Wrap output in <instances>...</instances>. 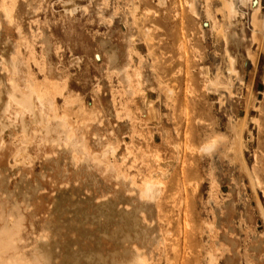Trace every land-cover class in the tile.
Returning a JSON list of instances; mask_svg holds the SVG:
<instances>
[{"label":"rangeland","instance_id":"rangeland-1","mask_svg":"<svg viewBox=\"0 0 264 264\" xmlns=\"http://www.w3.org/2000/svg\"><path fill=\"white\" fill-rule=\"evenodd\" d=\"M6 1H0L6 21L16 19L6 28L12 48L0 42V53L7 48L1 66H9L13 80L0 72V239L16 244L12 253L0 240L5 259L15 253L12 263L42 264L34 255L42 252L45 264L47 255V264H264V0L255 41L250 9L239 4L234 29L243 38L229 48L242 80L232 75L223 91L205 87L200 73L213 76L219 67L227 76L223 44L209 29L203 0H195V15L186 0H39L33 12L28 0H14L13 8ZM63 2L75 9L67 12ZM209 4L221 21L218 0ZM165 84L173 89L168 98ZM215 134L226 139L223 154L198 151ZM146 176L161 189L143 202L138 194ZM249 176L259 185L251 188ZM128 204L133 217L126 230ZM184 211L189 228L182 225ZM142 213L150 235L144 229L138 245L133 234L145 228ZM130 235L135 240L125 248ZM38 241H46L45 250ZM208 250L216 261L208 262ZM130 254L137 258L129 261Z\"/></svg>","mask_w":264,"mask_h":264},{"label":"bare ground","instance_id":"bare-ground-1","mask_svg":"<svg viewBox=\"0 0 264 264\" xmlns=\"http://www.w3.org/2000/svg\"><path fill=\"white\" fill-rule=\"evenodd\" d=\"M1 1V0H0ZM11 2H8V1H6V3L8 4H11V6H9L8 5V7H10V8H13L14 6L13 5H15L16 6V2L14 1V0H10ZM29 1V3H28V6L30 5V6H32V12L35 10V8L37 7V3H38V1L39 0H28ZM68 1V0H67ZM71 0H69V2H70ZM5 2V1H4ZM160 5L161 4H163V2H164V0H158L157 1ZM72 3V2H71ZM71 3H69L71 6H74V1H73V3L71 4ZM186 4H188V9L195 15L196 14V12H197V10H196V7H195V5L197 4L196 2H195V0H186V2H185ZM196 3V4H195ZM199 3V2H198ZM203 3H204V8H203V12H204V15H205V17H206V19H208L209 20V29L211 30V32H213L215 35H214V37L216 36L218 39H221V41H222V44H223V48H224V54L226 55V62H227V67H226V69H227V76H224L223 77V75L221 76V74H220V69H219V67L215 70V73L213 74V76H208L207 75V72H206V69H202L201 71H200V69H199V71H200V73H202L203 74V77H204V82H205V87H207V88H215V87H219V89L220 90H222V89H228L229 87H231L232 86V83H233V81H232V75L233 76H235V77H238L239 75H238V70H237V68H236V66H235V63H236V60H235V57H234V55L233 54H231L230 53V48H229V45L231 44L232 46H233V48L235 49L236 48V46H237V44H238V40L239 39H241V38H243V37H241L240 38V36L236 33V30L234 29V26H235V24H236V20H237V15H238V13L240 12V11H242L241 9H240V7H239V4H241V5H243L244 7H247V8H249L250 9V13H249V15H250V18H249V21L251 20V25H252V28H251V31H250V35H251V37H250V39L252 38L253 40H254V37H255V39L257 40V38H256V36L254 35L255 33H256V31H257V29L262 25L261 23H262V20L263 19H261L258 15V10H260L259 9V0H256V3L254 4V2H253V0H218V6L215 8L216 10V12H219L220 13V15H221V21H219L215 16H217V15H214V13H213V11L211 10V8H210V0H203ZM68 3H65L64 4V2H63V5H67ZM68 4V5H69ZM67 6L66 8H65V10L68 12H72L73 10L72 9H75L74 7H72V8H70L71 6ZM203 5V4H202ZM5 6V5H4ZM4 6H1L0 5V35L1 34H3L4 36H3V38L0 40V42L4 45V46H6V44H9V46L11 47L14 43H13V40H10V38H9V36H8V34H6L7 33V27H10V26H12V24L14 25V20L16 19H14V17H13V15H15L14 13H15V11H13L12 10V12H14L13 14L11 13V10L9 9V13H7V16L9 17V15L11 16V14H12V18L14 19V20H12V19H10L9 21H6L7 20V17L5 16L6 14H5V11H4V13H3V9L4 8H2V7H4ZM65 6H63V7H65ZM198 6V5H197ZM37 9V8H36ZM187 9V10H188ZM27 11V10H26ZM65 11V12H66ZM8 12V11H7ZM66 12V13H67ZM215 12V13H216ZM31 13V12H30ZM199 13V12H198ZM241 13V12H240ZM239 13V15H241ZM9 14V15H8ZM68 14V13H67ZM71 14V13H70ZM249 17V16H248ZM260 18V19H259ZM239 20V19H238ZM237 20V21H238ZM18 22V21H17ZM239 22V21H238ZM264 23V22H263ZM16 24V23H15ZM18 25V24H17ZM16 25V26H17ZM21 25V24H20ZM15 26V27H16ZM236 26H237V24H236ZM264 26V25H263ZM14 27V26H13ZM14 27V29H15V31H19L17 28H15ZM238 27V26H237ZM243 27V26H242ZM251 27V26H250ZM257 29H256V28ZM20 28V27H19ZM139 28H140V26H139ZM239 28H241V26L239 27ZM261 28V27H260ZM264 28V27H263ZM204 31V30H203ZM262 31H264V30H262ZM242 32H243V29H242ZM245 32V31H244ZM251 32H252V34H251ZM21 33H23L22 31H21ZM23 34H25V33H23ZM212 34V33H211ZM19 35V34H18ZM243 36V35H242ZM26 37H27V35H26ZM25 38V37H24ZM18 39V38H17ZM251 39V40H252ZM16 40V39H15ZM18 41H19V39H18ZM255 41V40H254ZM172 42V41H171ZM19 43V42H18ZM189 43V42H188ZM16 44V43H15ZM242 45V44H241ZM240 45V46H241ZM2 46V45H1ZM173 46H174V44H173ZM192 47H193V45H192ZM244 47H245V53H246V56L251 52H249V48H247V46L246 45H244ZM12 48V47H11ZM10 48V49H11ZM47 48V47H46ZM189 48H190V46H189ZM1 49H3V52H1L0 53V66L2 65V63H5V58H7V57H5V58H3L4 57V54H3V57H1L2 55V53H5L4 52V50H6L7 48H1ZM192 49V48H191ZM197 49V48H196ZM239 49V48H238ZM15 50V49H14ZM25 50V49H24ZM11 51V50H10ZM191 51V50H190ZM195 50H193V52H194ZM198 51V50H197ZM237 51V50H236ZM8 52V51H7ZM249 52V53H248ZM239 53V52H238ZM8 55H9V52L7 53ZM16 54V53H15ZM197 54V53H196ZM199 54V53H198ZM236 54H237V52H236ZM235 54V55H236ZM6 55V54H5ZM16 55H18V54H16ZM250 55H252V54H250ZM47 56V55H46ZM195 56V55H194ZM199 56H200V54H199ZM223 56V55H222ZM3 60H2V59ZM181 58V57H180ZM250 58H252V57H250ZM5 59V60H4ZM19 59V58H18ZM22 59V58H21ZM194 59V58H193ZM195 59H196V56H195ZM198 59V58H197ZM24 60V59H23ZM22 60V61H23ZM201 60V59H200ZM251 61L253 60V59H250ZM46 62V61H45ZM21 63V62H20ZM187 63V62H186ZM199 63V62H198ZM48 64V63H47ZM220 64V63H219ZM23 65V64H22ZM2 66H4V65H2ZM1 66V67H2ZM199 66H201V65H199ZM202 67V66H201ZM189 68V67H188ZM2 69H3V73H2ZM208 69V68H207ZM22 70V69H21ZM192 70V69H191ZM0 72H1V76H3L2 78H4L5 77V79L7 80H11V71H10V69H9V66H7V65H5V67H2L1 69H0ZM209 72V71H208ZM190 73V72H189ZM201 75V74H200ZM159 78H160V76H158ZM240 78H238L239 80H242V78H241V76H239ZM1 78V79H2ZM21 78V77H20ZM23 78V77H22ZM124 78H125V80H127V83L128 82H130V79H129V76L128 75H125L124 76ZM192 78V77H191ZM28 79V78H27ZM193 79V78H192ZM13 81V80H12ZM12 81H10V82H12ZM22 81V80H21ZM29 81V80H28ZM158 81H160V79L158 80ZM3 82V79H2V81L0 82V85H1V83ZM8 83V81H5L4 83ZM165 81L163 80V83H164ZM244 82V81H243ZM6 83V84H7ZM159 83V85L161 86V81L160 82H158ZM166 83V82H165ZM189 83V82H188ZM6 84H4V85H6ZM25 84V83H24ZM167 84H168V82H167ZM167 84H165V85H167ZM190 84H191V82H190ZM3 85V84H2ZM13 85V84H12ZM158 85V86H159ZM202 85V84H201ZM193 86V85H192ZM191 86V87H192ZM247 86V85H246ZM1 88H2V86H0ZM5 87V86H4ZM11 87V86H10ZM190 87V88H191ZM0 88V89H1ZM9 87H8V85H7V88L6 89H8ZM12 88H13V86H12ZM11 88V89H12ZM163 88V87H162ZM211 88V89H212ZM248 88V87H247ZM4 89V88H3ZM10 88H9V90H8V92L11 90ZM14 89V88H13ZM218 89V88H217ZM5 90V89H4ZM214 90H216V89H214ZM220 90H218V92H220ZM246 90H248V92H249V89H246ZM12 91V90H11ZM11 91H10V93H11ZM54 91V90H53ZM223 91V90H222ZM164 92V91H163ZM165 94L167 95V93H172L173 92V89L171 88V87H168V85H167V87H165ZM188 92V91H187ZM216 92H217V90H216ZM5 93V92H4ZM27 93V92H26ZM64 93V92H63ZM231 93V92H230ZM229 93V94H230ZM39 93L37 92V95H38ZM45 94V93H44ZM219 94H221V92L219 93ZM9 95V94H8ZM15 95V94H14ZM25 95H27V94H25ZM63 95V94H62ZM176 95V94H175ZM10 96V95H9ZM9 96H4V98L5 97H9ZM31 96V95H30ZM162 96V95H161ZM168 96L169 95H167V98H168ZM34 97V96H33ZM52 97H53V95H52ZM0 98H3V97H0ZM13 98V97H12ZM4 100H7V101H9V103H10V99H3V100H1V101H3V103L5 102ZM46 100H48V99H46ZM31 102H32V100H30ZM50 101H51V99H50ZM54 101H56V100H54ZM2 103V102H1ZM52 103V102H51ZM6 104H7V102H6ZM6 104H3V105H5V106H7ZM12 104V103H11ZM9 105V104H8ZM11 106V105H10ZM9 106V107H10ZM16 106H18V105H16ZM33 106V105H32ZM13 107V106H12ZM48 108H50V107H48ZM51 109V108H50ZM0 110H2V106H1V109ZM10 111V110H9ZM2 112V111H1ZM20 112V111H19ZM51 114V113H50ZM3 115V114H2ZM54 115V114H53ZM56 115H57V113H56ZM36 116V115H35ZM20 117V116H19ZM62 117V116H61ZM12 118V117H11ZM65 119V118H64ZM196 120V119H195ZM15 121V120H14ZM27 121V120H26ZM61 121V120H60ZM65 121V120H64ZM29 122V121H28ZM36 122V121H35ZM242 122V121H241ZM240 122V123H241ZM6 123V122H5ZM68 123H69V121H68ZM4 125V124H3ZM8 125V124H7ZM68 125V124H67ZM242 125H243V123H242ZM5 126V125H4ZM18 126V125H17ZM31 126V125H30ZM241 126V125H240ZM0 127H2V126H0ZM9 127V126H8ZM7 128V127H6ZM26 128V127H25ZM71 128H72V126H71ZM22 129V128H21ZM66 129V128H65ZM237 129V128H236ZM12 130V129H11ZM18 130V129H17ZM38 130V129H37ZM240 130V129H239ZM13 131V130H12ZM66 131V130H65ZM242 131V130H241ZM240 131V132H241ZM57 132V131H56ZM15 133V132H14ZM35 133V132H34ZM76 133V132H75ZM1 134V133H0ZM36 134V133H35ZM78 134V133H77ZM177 134V133H176ZM187 134V133H186ZM53 135V134H52ZM45 136V135H44ZM220 136H222V135H219V134H215V135H213V136H211V137H209V138H207L204 142H202L199 146H198V151H202V152H205V154L207 153H210V154H214V153H222L223 154V152H222V148H223V144L222 143H226V141H224V140H226V139H224L225 137L224 136H222V137H220ZM241 136V135H240ZM33 137V136H32ZM19 138V137H18ZM60 138V137H59ZM62 138V137H61ZM221 138H223L224 140H221ZM34 139V138H33ZM38 139V138H37ZM35 140H36V136H35ZM68 140V139H67ZM75 140H77V139H75ZM31 139H30V143H31ZM47 141V140H46ZM224 141V142H223ZM1 142V141H0ZM49 142V141H48ZM86 142V141H85ZM234 142V141H233ZM241 142V141H240ZM18 143H19V141H18ZM184 143V142H183ZM238 143H239V141H238ZM57 144V143H56ZM65 144V143H64ZM231 144H233V143H231ZM230 144V145H231ZM14 145H17V144H14ZM44 145V144H43ZM55 145V144H54ZM230 145H229V147H230ZM234 145V144H233ZM241 145V144H240ZM34 146V145H33ZM187 146V145H186ZM189 146H190V144H189ZM225 146H227V143L225 144ZM50 147V146H49ZM57 147V146H56ZM61 147H62V145H61ZM85 147V146H84ZM233 147V146H232ZM231 147V148H232ZM32 148V147H31ZM91 148V147H90ZM233 148H238V146L237 147H233ZM232 148V151L234 150ZM1 149V148H0ZM55 149V148H54ZM81 149V148H80ZM225 150V149H224ZM223 150V151H224ZM94 151V150H93ZM229 151V150H228ZM231 151V150H230ZM235 151H236V149H235ZM238 151H242V150H240V149H238ZM95 152V151H94ZM98 153V152H97ZM179 153V152H178ZM225 153V152H224ZM240 153V152H239ZM238 153V154H239ZM69 154V153H68ZM107 154V153H106ZM180 154V153H179ZM226 154V153H225ZM224 154V155H225ZM232 154V153H231ZM236 154H237V152H236ZM235 154V156H237ZM209 155V154H208ZM98 156V155H97ZM235 156H234V159H236V158H238V157H236L235 158ZM79 157V156H78ZM178 157V156H177ZM229 157V156H228ZM93 159V158H92ZM179 158H177V160H178ZM233 161H234V159H233V156H232V158H231ZM239 159V158H238ZM237 160V159H236ZM235 160V161H236ZM244 160V159H243ZM161 161V160H160ZM105 162H108V161H105ZM163 162V161H162ZM161 162V164L160 163H158V165H159V168L160 167H164V163H162ZM102 163V162H101ZM173 163H175V162H173ZM56 164V163H55ZM58 164V163H57ZM57 166V165H56ZM94 166V165H93ZM98 166V165H97ZM103 167V166H102ZM242 167H243V165H242ZM99 168V167H98ZM114 168V167H113ZM165 168V167H164ZM57 169H58V167H57ZM103 169V168H102ZM106 169V168H105ZM105 169H103V171L105 170ZM158 169V168H157ZM184 169V167L181 169V171H180V176L182 177V179L183 180H185L184 179V176H185V173H184V171L185 170H183ZM242 170H243V168H241ZM244 169L246 170V167H244ZM62 170V169H61ZM64 171H65V169H63ZM108 170H109V172H110V168H108ZM63 171V172H64ZM114 170H112V172H113ZM156 171H158V170H156ZM247 171V170H246ZM115 172V171H114ZM164 172V171H163ZM162 172V173H163ZM167 172V171H166ZM170 172V171H169ZM169 172H167L168 174L167 175H169ZM176 172V171H175ZM254 172V171H253ZM1 173V172H0ZM65 173V172H64ZM162 173H161V175H162ZM249 173V172H248ZM155 174H156V172H155ZM158 174H159V171H158ZM175 174V173H174ZM252 174V173H251ZM250 174V175H251ZM114 175V174H113ZM150 175V174H149ZM164 177H166L167 175H166V173H164ZM254 175L255 176H257V174L254 172ZM163 176V175H162ZM246 177L248 176V175H245ZM122 177V176H121ZM147 177V176H146ZM158 179H159V176H156ZM163 178V177H162ZM161 178V179H162ZM63 179V178H62ZM248 183H250L251 185H250V187L251 188H254L253 186H255V184H257L258 182H259V180H258V177L256 178V177H248ZM81 180V179H80ZM83 180V179H82ZM78 181V180H77ZM89 181V180H88ZM187 181V180H186ZM212 181V180H211ZM160 182H162L161 180H160ZM212 182H214L215 183V181H212ZM156 183V184H155ZM159 184V180H156V181H152V176H148L147 178H145V182H144V187L142 188V192H141V194H138V196L139 195H142L141 197L143 198L142 200H143V202H145V201H149L150 200V198L152 197V195L156 192V189H157V191L158 190H160L161 188H159V186H161V185H159L158 187H157V185ZM196 184V183H195ZM133 185V184H132ZM258 185H259V183H258ZM171 186V185H170ZM250 188V189H251ZM138 189V188H137ZM194 189V188H193ZM57 190V189H56ZM87 190V189H86ZM140 191H141V188H140ZM255 191V189L253 190V192ZM164 193H166V191L164 192ZM122 195V194H121ZM171 195V194H170ZM164 196V195H163ZM121 197V196H120ZM140 197V196H139ZM119 199V198H118ZM133 199V198H132ZM139 199V198H138ZM154 199V198H153ZM115 200H117L116 198H115ZM142 200H140V202H142ZM181 201V208H182V206H184V199H183V201L182 200H180ZM133 202V201H132ZM178 202H179V200H178ZM177 202V203H178ZM136 203V202H135ZM146 204H148V203H146ZM68 205V204H67ZM130 204H128V205H126L127 206V210H128V215H127V213H126V215L124 216L125 218H126V216H127V218H129L128 220H129V223H127L128 222V220L126 221L125 219H124V217L123 216H121L120 217V220H123L124 222H126V226L125 225H123V226H121L117 221H116V223L117 224H119V226H121V228L123 227V229H125L126 227H127V225L129 224L130 225V221H132L131 219H132V217H133V215H130L129 216V214H131V211H129V209H128V206H129ZM135 206L136 205H139V204H134ZM134 205H133V203H132V205H130V206H133L134 207ZM141 205V204H140ZM143 205V204H142ZM180 205V204H179ZM178 205V207H180ZM121 206V205H120ZM119 206V207H120ZM187 206V203H185V206L184 207H186ZM122 207H124V206H121L120 207V209L122 208ZM132 207V208H133ZM141 206H139L138 207V209L140 208ZM132 208H130V210H132ZM108 209V208H107ZM119 209V210H120ZM125 209V210H126ZM134 209V208H133ZM111 210V209H110ZM122 210V209H121ZM120 210V211H121ZM140 210V209H139ZM117 211H118V209H117ZM119 211V212H120ZM133 211V210H132ZM182 211V210H181ZM115 212V211H114ZM113 212V213H114ZM119 212L117 213V215H120V214H122V212L119 214ZM126 212V211H125ZM180 212V211H179ZM186 211H184V212H182L181 213V218H183V227H185L184 225H187V220H186V213H185ZM106 213V212H105ZM133 213H134V211H133ZM136 213V212H135ZM139 213H140V211H139ZM106 214H108V213H106ZM110 214H111V212H110ZM146 213H142V215L143 216H140V218L142 217L143 219H145V217H144V215H145ZM98 215V214H97ZM112 215V214H111ZM116 215V214H115ZM147 215V214H146ZM179 215V214H178ZM104 216H107V215H104ZM114 216V215H113ZM112 216V217H113ZM188 216H189V214H188ZM100 217V216H99ZM122 217H123V219H122ZM138 217V214L136 215V218ZM147 217V216H146ZM15 218V217H14ZM107 218V217H106ZM116 219L118 218V216L117 217H115ZM114 218V219H115ZM142 218L140 219V222H141V220H142ZM179 218V217H178ZM147 219V218H146ZM180 219V218H179ZM110 220V219H109ZM135 220H139L138 218L137 219H135ZM169 220V219H168ZM189 220H191V218L189 219ZM115 221V220H114ZM122 222V221H121ZM124 222H122V223H124ZM136 222V221H135ZM143 222V223H142ZM141 223L142 224H145L144 225V227L145 228H142L141 226V228H139V229H141V231H138V233H139V235L138 234H133V236L135 235V239H137L136 240V242L140 239L139 237H143L142 235L140 236V234H141V232L144 230V232L146 233V228L148 227V225L145 223V221H142ZM115 223V222H114ZM191 223V222H190ZM133 225H134V223H132ZM139 224V223H138ZM181 224V223H180ZM128 225V226H129ZM150 226H151V224H149ZM176 225H177V223H176ZM189 225V224H188ZM188 225H187V227H188ZM143 226V225H142ZM147 226V227H146ZM181 226V225H180ZM134 227L135 226H133V231L131 230V232L132 233H134V232H136V231H134ZM189 227H190V225H189ZM188 227V228H189ZM3 228V227H2ZM128 228V227H127ZM126 228V230H128ZM136 228H137V224H136ZM150 228L151 227H149V229H147V230H150ZM181 228V227H180ZM138 229V230H139ZM194 229V228H193ZM12 230H13V228H12ZM114 230V229H113ZM112 230V231H113ZM187 231H188V229H186ZM169 231V230H168ZM180 231H181V229H180ZM194 231V230H193ZM0 232L2 233V230L0 229ZM115 233H116V231H114ZM179 232V231H178ZM182 232V231H181ZM0 233V236L2 237V235H3V233L1 234ZM11 233V232H10ZM14 233V232H13ZM115 233H112V235H114L113 236V238H115V237H117V236H115L116 234ZM119 233H120V230L118 229V235H119ZM189 233V232H188ZM142 234H144V233H142ZM146 234H148V233H146ZM146 234H145V236L144 237H146ZM162 234V233H161ZM110 235H111V233H110ZM121 235H122V233H121ZM125 235L126 236H128L129 235V233L126 231L125 232ZM148 235H150V233L148 234ZM178 235V234H177ZM158 236V235H157ZM163 236V235H162ZM186 236V232H184V237ZM6 237V236H5ZM5 237H4V239H5ZM111 237V236H110ZM121 236H119V238H120ZM152 237V236H151ZM13 238V237H12ZM123 237H121V239H122ZM126 238V237H125ZM129 238L130 239H127V240H125L124 239V242H125V248H126V245L128 244V247L130 246L129 244H131L132 245V242L131 241H133V240H135V239H133V237H132V235H130L129 236ZM148 238H150L149 236H148ZM2 240V239H0V240H2V242L3 243H6V241L8 242V243H6L5 245H7V244H10L9 245V249H10V251H12V253H13V251H14V246L13 245H15L16 244V242L13 244L12 242H13V239H11L12 241H8L7 239H5V240ZM121 239H120V242L121 243H123L122 241H121ZM133 239V240H132ZM142 239V241L141 242H143V238H141ZM152 239V238H151ZM115 240H117V238H115ZM128 240H130V241H128ZM146 240V239H145ZM186 240V239H185ZM5 241V242H4ZM47 241V240H46ZM46 241L43 243V242H41V241H38L39 243L41 242V245L39 244V247L41 246V248L42 247H44V250L46 249V247L45 246H43V244L44 245H46ZM126 241H128V243L126 242ZM1 242V241H0ZM144 242H146V241H144ZM3 243H1L3 246H4V244ZM36 243V244H37ZM134 243V242H133ZM138 243V245H140V242H137ZM215 243V246H216V248L214 249V250H216L217 248H218V245H217V243L216 242H214ZM1 244H0V246H1ZM12 244V245H11ZM48 245V244H47ZM8 246V245H7ZM38 246V245H37ZM36 245H35V252L36 253H38L37 251H36V247H37ZM49 246V245H48ZM135 246V245H134ZM134 246H132V247H134ZM187 246H188V243H187ZM2 247V246H1ZM0 247V250L2 251L1 253H0V255H1V257H3V258H1L0 257V260H2V262H0L1 264L3 263V264H5L4 262H9L10 264L12 263V262H14V260H15V262H16V257L14 256V254L12 255V253H11V258L9 257L8 259H10V260H8L7 258L5 259V257H4V255L2 254V253H5V249H3V248H5L6 246H4V247H2L1 248ZM38 247V248H39ZM131 247V248H132ZM137 246H135V248H136ZM125 248H122V249H125ZM131 248H130V250H131ZM135 248H133V250L135 249ZM6 249H7V247H6ZM12 249V250H11ZM43 249V248H42ZM89 249V248H88ZM128 249V248H127ZM139 249V247H137L136 248V250H138ZM3 250H4V252H3ZM8 250V249H7ZM6 250V251H7ZM120 250V249H119ZM133 250H131V253H132V251ZM189 250V252H190V250L191 249H188ZM38 251H39V249H38ZM40 251H42V250H40ZM117 251V250H116ZM114 252L113 253V255L112 256H114V254L115 253H117V252ZM125 250H123V252H122V250H120V254H121V252H122V254L123 253H125L124 252ZM128 251H129V249H128ZM135 251V250H134ZM186 251V250H185ZM34 252V253H35ZM48 254H49V250L47 249V251H46ZM92 252V251H91ZM90 252V253H91ZM110 252H112V251H110ZM130 252V251H129ZM140 252H141V250H140ZM193 252V251H192ZM42 252H40L39 254H34L36 257L35 258H37L38 260H41V263L42 264H45L44 263V259H45V257L44 256H42V254H41ZM44 253V252H43ZM81 253V252H80ZM80 253H78V254H80ZM119 253H117V255H115V256H117V258H118V255H119ZM187 253V252H186ZM45 255H46V253H44ZM66 254V253H65ZM82 254V253H81ZM126 254V253H125ZM125 254H123V255H125ZM128 254V253H127ZM188 254V253H187ZM205 254H206V258L208 259V262H210V261H212V260H214V261H216V259H215V253L214 252H212V250H208V251H206L205 252ZM38 255V256H37ZM41 255V256H40ZM73 255V254H72ZM86 255V254H85ZM90 255V254H89ZM99 255V254H98ZM97 255V256H98ZM110 255V254H109ZM134 255V254H133ZM141 255V254H140ZM77 256H79V255H77ZM114 256V257H115ZM189 257H190V255H188ZM12 257L14 258V259H12ZM67 258H68V256H66ZM85 257V256H84ZM88 257V256H87ZM93 258H94V255L92 256ZM108 257V256H107ZM124 257H127V256H124ZM129 257H131V258H133L134 259V257H136V255L135 256H132L131 254H130V256L128 255V259H129V261H130V259L131 258H129ZM138 257H139V255H138ZM46 258H48L49 259V256L47 255V257ZM66 258V259H67ZM79 258V257H78ZM89 258H91V257H88L87 259L89 260ZM137 258V257H136ZM140 258V257H139ZM12 259V260H11ZM48 259H46L47 260V262L49 261ZM77 259V258H76ZM95 259V258H94ZM107 259H110V257L109 258H107ZM115 259V258H114ZM127 259V260H128ZM45 260V261H46ZM75 260V259H74ZM73 260V261H74ZM82 260V259H81ZM97 260V259H96ZM100 260H101V258H100ZM132 260V259H131ZM136 260V259H135ZM4 261V262H3ZM12 261V262H11ZM72 261V262H73ZM78 261H79V259H78ZM84 261H87V260H84ZM107 260L105 259V262H106ZM111 261H113V262H111V263H113V264H117V261H116V259L115 260H111ZM116 261V262H115ZM128 261V263H130ZM47 262H46V264H47ZM77 262V261H76ZM88 262V261H87ZM100 262V261H99ZM98 262V260H97V262L95 261L94 263L95 264H100ZM104 262V263H105ZM108 263H110V261H107ZM132 262V261H131ZM9 263H7V264H9ZM81 263V262H80ZM89 263V262H88ZM94 263H92V264H94ZM107 263V264H108ZM124 264H125V262H123ZM12 264H15V263H12ZM73 264V263H72ZM91 264V263H90ZM106 264V263H105ZM119 264V263H118ZM121 264H122V262H121ZM132 264V263H131ZM139 264V263H138Z\"/></svg>","mask_w":264,"mask_h":264}]
</instances>
